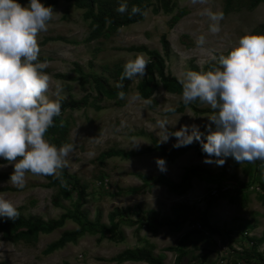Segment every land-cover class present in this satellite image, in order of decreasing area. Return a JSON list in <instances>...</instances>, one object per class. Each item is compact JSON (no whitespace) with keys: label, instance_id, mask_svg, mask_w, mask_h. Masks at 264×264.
<instances>
[{"label":"rangeland","instance_id":"374dc122","mask_svg":"<svg viewBox=\"0 0 264 264\" xmlns=\"http://www.w3.org/2000/svg\"><path fill=\"white\" fill-rule=\"evenodd\" d=\"M253 1L234 0L229 12L225 13L227 0H205L204 3L195 4L192 0H175L172 12L164 13L160 10L159 13H154L152 9L157 6L156 1L142 0L150 5L142 21L121 27L117 31L104 32L98 39L88 42L87 38L93 27L89 20L83 18L84 10L60 0L53 7L56 13L49 23L48 31L41 32L38 36L41 49L39 59L47 62L43 71L52 78L48 95L52 99L75 100L88 94L95 96L91 80L83 79L76 72L74 63L81 67L83 74H101L108 78L111 85H115V68L124 66L128 60L139 54L128 52L126 48L145 45L148 49L158 50L162 54L160 38L164 34L171 50L165 61L167 72L178 79L188 68L202 70L206 63L212 61L213 54L228 52L237 44L241 35L247 32L264 33L261 28L264 25V0L255 8L251 6ZM20 3L26 4L27 1ZM205 8L224 12L222 31L219 34L208 31V17L201 15ZM201 34L206 36V44L198 47L195 41ZM145 58L148 59L146 54ZM59 74L68 75L72 79H60L57 77ZM140 80L141 78L133 80L125 99L118 96L111 99L105 97L95 103L101 107L100 110L90 106L66 110L63 114L64 121L69 125L66 143L75 145V150L69 153L63 168L88 187L87 202L83 206L87 216L82 220L92 222L99 208L102 211L100 222L110 226L107 218L109 213L114 209L130 208L129 220L144 217L140 229L135 228L133 232L130 227L133 225L128 221L119 226L115 236L108 233L100 235V232L86 229L87 232L77 243H68L50 254L44 253L49 244L56 241L63 231L77 230L79 225L76 222L67 220L62 228L50 234L38 235L36 241L20 240L13 243L3 240L0 233V262L134 264L115 262V257L122 252L124 246V243L117 242L124 235L128 246L134 244L139 230L144 229L147 234L151 232L157 241L155 254L152 255L163 264H174L175 261L176 254L168 251V247L177 246L180 250L189 248L190 251L195 248L200 250L202 247L206 249V246L215 247V238L220 236L217 238L223 243L221 238L226 234L229 237L230 253L225 256L218 251L215 256L217 262L252 264L248 241L259 237L264 239V194L259 186L260 182L264 183V162L257 160L254 163L238 164L229 158L223 166L205 164L202 162L203 154L199 155L190 149L174 161L166 162L167 171L161 172L155 163V159L161 155L156 150H150L154 149L155 142L159 143L158 135L162 137L156 121L167 116L169 127L173 130L191 123L201 125V130H204L203 125L207 123L209 113H198L191 106L185 107L180 113H165V107L171 105L179 108L182 102L180 95L167 93L161 86L149 99L133 101L131 97L138 93L136 86ZM57 85L62 89L59 97L54 95ZM149 100L151 103H145ZM196 108L210 109L207 105ZM46 137L48 136L45 135ZM132 137L142 143L138 148H131ZM174 142L173 137L163 145L171 147ZM109 151H122L123 154L111 157L103 155ZM131 152L135 155H131ZM0 163L6 162L0 160ZM191 166L213 171L216 175L211 177L202 172L203 177L193 178L186 193L181 195L184 170ZM12 171L11 165L0 168V195L21 208L24 216L48 220L58 218L71 209L75 192H72L70 199L59 198L60 206L55 207L51 200L57 189L47 187L48 180L45 176L28 173L26 186L17 189L11 182L7 183ZM57 175L58 170L54 176ZM140 175L147 178L146 182ZM238 182L243 186L240 187ZM227 185L225 192L218 196L210 195L215 186L221 188ZM130 188L135 190L130 192ZM177 204L194 206L195 214L187 224L181 228L160 227L152 221V218L157 219V222H163L168 217L173 219L172 208ZM196 223H201V231L192 227ZM184 234L188 237H184ZM186 238L188 239L185 240ZM237 239L248 243L246 249L239 251L233 248L232 242ZM216 245L218 247L217 241ZM214 251V248L207 250L213 254ZM201 257L202 254L198 253V258ZM237 257L241 261L238 262Z\"/></svg>","mask_w":264,"mask_h":264},{"label":"clouds","instance_id":"9594fccd","mask_svg":"<svg viewBox=\"0 0 264 264\" xmlns=\"http://www.w3.org/2000/svg\"><path fill=\"white\" fill-rule=\"evenodd\" d=\"M205 0H192V3ZM119 13L128 11L127 0L116 8ZM52 5L42 0H0V168L11 165L8 182L17 189L26 186V175L54 176L66 166L69 153L75 150L73 143L57 146L45 138L49 128L55 126L61 116L60 99L48 95L50 74L43 71L46 61H41L38 36L47 32L53 19ZM142 13L133 5L129 15ZM201 15L208 17V31L219 34L224 12L205 8ZM198 47L206 44L201 34L195 41ZM149 60L144 53L128 60L123 66L120 80L115 87L125 99L122 90L125 79L132 80L146 75ZM181 85V102L185 107L198 103L210 107L207 123L183 124L178 130L169 127L165 116L156 121L162 137L159 143H167L173 137V148L179 149L197 143L203 154V163L223 166L229 158L241 164L264 162V33L247 32L238 38L237 44L227 54H213L207 70L186 69L178 78ZM62 89L57 85L54 95ZM133 101L142 99L139 93ZM151 103V101H145ZM165 113H176L177 107L167 106ZM63 124V121H61ZM132 147L142 143L131 138ZM155 163L166 172V160L157 157ZM18 208L0 195V219L15 221Z\"/></svg>","mask_w":264,"mask_h":264},{"label":"trees","instance_id":"16d2710c","mask_svg":"<svg viewBox=\"0 0 264 264\" xmlns=\"http://www.w3.org/2000/svg\"><path fill=\"white\" fill-rule=\"evenodd\" d=\"M20 1H27V0H20ZM60 0H45V5H52L53 7L57 5ZM69 4H73L76 8L84 10L83 18L85 20L90 21V25L93 27L92 31L90 32L87 41L91 42L98 39L104 32L110 33L113 31H117L121 27H126L129 25H133L143 20L145 16V11L147 8L150 7L148 2H142V0H127L128 4V11L125 13H119L116 11V8L119 6L123 0H61ZM157 6L154 7L152 10L154 13H159L162 10L164 13L172 12L175 6V0H155ZM262 0H254L252 3V8H255ZM234 0H227L224 12H229ZM137 5L141 8L142 13H137L135 15H129L131 12L132 6ZM264 29V25L261 26ZM61 39V38H58ZM160 43L162 47L163 53L161 54L158 50H150L145 45L139 46H130L126 48L128 52H139L145 53L148 56V66L147 72L144 77L141 78L139 83L136 86L137 92L143 99H149L154 92L161 86L164 91L170 94L180 95L182 89L181 85L178 82V79L171 75V73L166 71L165 61L170 56V45L166 38V35H162L160 38ZM219 54V53H216ZM224 54H227L224 53ZM211 62L206 63L202 70H207L211 66ZM75 70L77 73L81 74L80 76L83 79H90L94 91L96 93L95 96L91 94L85 95L79 100H75L74 98L64 99L59 98L62 105V113L61 116L54 118L55 119V126L49 128L46 135L47 140L51 143L60 146L63 143H66L68 133H69V125L63 119V114L66 110H78L85 107L94 106L96 110H100V106H98L97 102L102 101L103 98H115L117 97V93L121 91L115 87V85H111L108 78L101 75V74H83L81 67L74 63ZM196 68H194L195 70ZM114 82L116 84L117 81L120 80L121 73L123 72L122 67L115 68ZM60 79L69 80L72 79L68 75H57ZM134 79L128 80L125 79L123 81V91L126 93L130 84L133 82ZM92 99V101H90ZM201 104L193 103L191 106L198 113H210L211 109H197L196 106H200ZM185 106L183 103L180 104V107L177 108L176 113H180L184 110ZM173 114V113H170ZM63 121V124H61ZM203 131V130H202ZM190 149L197 152V154L202 155L200 151V147L197 143H193L192 145L181 147L179 149L171 147H167L163 144H159L155 142L154 149L159 152L162 158L166 160V162L174 161L178 157L185 154ZM123 154L122 151H109L104 153L106 157H111L117 154ZM131 155H135L133 152L130 153ZM205 173L213 177L216 175L213 171L203 169L199 166H191L184 170V174L182 176L181 184L183 185L182 193L186 192L190 187V181L193 178H202L203 175L201 173ZM48 180L47 187H53L57 189V193L52 198V204L55 207L60 206L59 198L62 199H70L72 192H75V200L73 201L71 209L66 210V212L62 213L58 218H52L48 220H43L41 218H33V217H26L21 213V208H18L20 212L19 218L15 221H11L8 219H0V233H2V239L9 241V242H17L20 240L31 241L38 238L40 234H50L56 229H60L64 226L67 220H72L79 225L77 230L73 231H63L61 236L54 242L50 243L49 246L45 249V254H50L62 247H64L68 243L75 244L77 243L78 239L86 233V229L90 231L100 232L101 234L108 233L109 235L115 236L116 232L119 229V226L122 222L128 221L132 225H138V228L142 225V220L144 217H140L136 220H129L128 219V212H131L130 208L125 209H114L111 213L107 215L108 222L110 226L101 223L102 219V211L98 208L96 210V214L94 220L91 222L87 221L84 222L82 218H86L87 212L83 209V206L87 202L88 193H87V185L82 183L79 178L70 175L64 168L58 169L57 176H45ZM141 179H144L146 182V177L140 175ZM239 186L241 185L238 182ZM260 189L264 194V183H259ZM175 188H179L178 186L174 185ZM135 189L130 188V192L134 191ZM264 202V198L262 199ZM245 204V202H244ZM194 206H188L184 204H177L172 208L173 212V219L169 217L166 218L163 222H157V219L152 218L154 223H157L160 227L164 226H173L175 228H181L186 222L190 221V217L195 214ZM142 218V219H141ZM147 219V218H146ZM147 220H150L148 218ZM151 221V220H150ZM184 235V237H186ZM183 237V238H184ZM252 242L251 253L250 256L261 264H264L263 256L257 251L259 245H261L264 241L262 237L259 239H249ZM152 246L148 248L142 249H129L115 257V262L122 263V262H144L147 264H163L159 258H155L152 255ZM168 251L176 252L177 255L175 257L174 264H190L194 260H198L199 264H214L213 262H209L208 256L203 255L200 259L198 255L195 256L192 253L186 250H180L176 247H168ZM193 255L189 258V255ZM186 261V262H185ZM0 264H7L6 262H0ZM63 264H69L68 262H64Z\"/></svg>","mask_w":264,"mask_h":264},{"label":"crops","instance_id":"0c3cea01","mask_svg":"<svg viewBox=\"0 0 264 264\" xmlns=\"http://www.w3.org/2000/svg\"><path fill=\"white\" fill-rule=\"evenodd\" d=\"M186 192H184V193H182L181 195H184ZM124 222H122L121 224H123ZM188 222H186L185 224H187ZM121 224H120V226H121ZM184 224V225H185ZM130 227H132V230H133V232H134V230H135V228L136 229H140V228H138V225H133V226H130ZM147 229V228H146ZM144 233H142V232ZM166 233V232H165ZM167 234V233H166ZM185 235V234H184ZM137 236V241H136V239H135V242H134V244H131V245H127V239L125 238V236L123 235L122 236V238H121V241H119V242H117V243H124V246H123V249L121 250L122 252H124V251H126V250H129V249H131V250H133V249H142V248H148L149 249V247L150 246H152V254L155 252V250H156V246H155V244L157 243V241L155 240V238L153 237V235H152V233L150 232V233H146V231L144 230V229H142V230H139V234H137L136 235ZM160 236H161V234H160ZM188 237V236H187ZM217 237H220V236H217ZM215 238V243L213 244V246H215V247H211V246H206L205 248L206 249H196L195 248V250L194 251H190V249L188 248V249H183V250H186V251H189V252H193L192 254L193 255H195V256H197L198 255V253L200 254H202V256L203 255H207L208 256V259H209V262H213L214 264H219V262H217V258H215V256H216V253H218V247H217V245H216V241L218 242V238ZM150 238H152V239H150ZM188 238H186L185 240H187ZM241 240H243L242 238H240ZM243 241H245V240H243ZM180 242V241H179ZM233 243V246L235 247L234 249L236 250V249H240L239 251H241V250H243V248H245L246 249V244H248V243H246V242H244V243H242L241 241H239L238 239H237V241H233L232 242ZM211 248H214V254H213V252H207V250H209V249H211ZM196 251V252H195ZM257 251L260 253V254H262V256H264V242L261 244V245H259V248L257 249ZM121 252V253H122ZM171 253H175L176 255H177V253L176 252H171ZM120 254V253H119ZM155 254V253H154ZM189 255V256H193V255ZM237 255H238V253H236ZM176 255H175V257H176ZM221 255V254H220ZM244 254H242V256H243ZM220 258V257H219ZM238 258V257H237ZM253 260H252V264H258V262L259 261H257L256 259H254V258H252ZM237 261L239 262V261H241L239 258L237 259ZM257 261V262H256ZM186 262V261H185ZM192 262H195L196 264H199V262L198 261H196V260H194V261H192ZM132 263H134V264H137V263H135V262H132ZM230 264H234L232 261L230 262ZM259 264H261L260 262H259Z\"/></svg>","mask_w":264,"mask_h":264},{"label":"built area","instance_id":"2783aa9c","mask_svg":"<svg viewBox=\"0 0 264 264\" xmlns=\"http://www.w3.org/2000/svg\"><path fill=\"white\" fill-rule=\"evenodd\" d=\"M227 189H228V185L227 186H223L221 188L215 186L214 188H212V190L210 192V195L211 196H218L220 193L225 192ZM200 224L201 223H196L192 227L194 228V230L201 231L202 230V226ZM204 233H208V232L207 231H204ZM221 239H223L224 242L222 243L220 241V239L218 240V251L221 254L223 253L226 256V255H228L230 253V250H229V237L226 234V235H223V237ZM248 242H249V245L252 247V245H253L252 242H250V241H248ZM233 248H235V247L233 246ZM236 250H240V249L238 248Z\"/></svg>","mask_w":264,"mask_h":264}]
</instances>
